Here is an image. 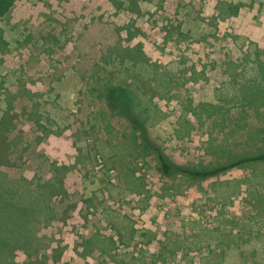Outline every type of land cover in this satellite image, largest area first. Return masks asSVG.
<instances>
[{"label":"rangeland","instance_id":"rangeland-1","mask_svg":"<svg viewBox=\"0 0 264 264\" xmlns=\"http://www.w3.org/2000/svg\"><path fill=\"white\" fill-rule=\"evenodd\" d=\"M263 7L14 0L0 18V206L28 223L0 208L14 246L0 264H264V163L166 180L153 156L123 162L133 133L106 102L121 89L179 166L264 152Z\"/></svg>","mask_w":264,"mask_h":264},{"label":"trees","instance_id":"trees-1","mask_svg":"<svg viewBox=\"0 0 264 264\" xmlns=\"http://www.w3.org/2000/svg\"><path fill=\"white\" fill-rule=\"evenodd\" d=\"M14 0H0V18L4 17L8 13L13 5ZM106 102L110 110L116 116L124 119L130 126L132 131V139L130 144L124 146V150L121 153L123 162H128L134 153H141L144 156H153L156 162V171L162 178L166 180H184L186 182L192 183H203L210 179H214L227 173L232 169L242 168L246 164H263L264 163V152L258 153L251 156H245L240 159L228 162L224 165H218L217 167L210 169H197L189 166H179L173 163L169 157L164 153V151L158 147L150 139L146 126L144 122L139 119V117L134 114L131 103L121 89H115L113 92H109L106 96ZM127 171V170H126ZM131 172V174H130ZM124 175V178H132L134 176L133 172L130 170ZM125 185V190L132 194H137L139 192L136 187L135 190L130 188V183L123 179ZM1 204V211L9 210L14 215L9 217L13 225H26L28 222L25 217H23L24 211H27L26 207H20V204ZM12 207V208H11ZM27 217V216H26ZM2 229L6 232L8 228H5V223L0 221V252L3 254H10L13 251L14 246H10L9 241L3 239L1 233ZM109 241H113L109 239ZM1 256V254H0ZM251 256V255H250ZM255 258V254L253 255ZM239 264V263H236ZM241 264V263H240ZM251 264H260L259 261L255 260Z\"/></svg>","mask_w":264,"mask_h":264},{"label":"crops","instance_id":"crops-1","mask_svg":"<svg viewBox=\"0 0 264 264\" xmlns=\"http://www.w3.org/2000/svg\"><path fill=\"white\" fill-rule=\"evenodd\" d=\"M263 9H264V7H263ZM264 11V10H263ZM264 15V14H263ZM264 20V19H263Z\"/></svg>","mask_w":264,"mask_h":264}]
</instances>
